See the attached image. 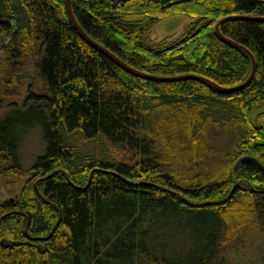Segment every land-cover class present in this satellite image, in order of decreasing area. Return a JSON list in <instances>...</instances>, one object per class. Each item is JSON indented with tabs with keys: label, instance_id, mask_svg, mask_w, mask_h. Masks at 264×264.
Here are the masks:
<instances>
[{
	"label": "trees",
	"instance_id": "trees-1",
	"mask_svg": "<svg viewBox=\"0 0 264 264\" xmlns=\"http://www.w3.org/2000/svg\"><path fill=\"white\" fill-rule=\"evenodd\" d=\"M86 33L130 66L221 86L245 82L251 60L218 39L231 15L264 17V0H72ZM141 20H127L128 16ZM195 21L183 39L146 45L161 21ZM257 71L221 93L187 80L136 77L74 28L66 0H0V79L20 105L0 116V182L28 179L0 204V264H241L264 255V22L231 20ZM34 87L36 89H34ZM3 101L0 100V108ZM45 143L29 169L21 148ZM240 182V183H239ZM234 255V256H233Z\"/></svg>",
	"mask_w": 264,
	"mask_h": 264
},
{
	"label": "rangeland",
	"instance_id": "rangeland-1",
	"mask_svg": "<svg viewBox=\"0 0 264 264\" xmlns=\"http://www.w3.org/2000/svg\"><path fill=\"white\" fill-rule=\"evenodd\" d=\"M142 16H128L127 20H141ZM195 19L186 15H176L174 17L161 21L153 30H150L145 37L144 43L146 45H152L153 43H161L166 41L168 44H172L176 41L183 39L190 33L191 25ZM36 76L35 65L32 64L29 67L27 77L23 81L22 86L19 88L7 86L4 79H0V100L3 101L0 108V116L4 115L14 105H20L25 100L31 82H38L39 80L33 77ZM34 89H36L34 87ZM264 112V103L260 105L253 113V119H255L260 113ZM45 143L41 138L39 130H33L28 137L24 145L21 148V160L25 169H29L36 158L44 154ZM28 176L18 183L13 184L11 181L8 183L0 182V204L5 200L15 198L21 194ZM240 183V182H239ZM234 256V255H233ZM241 264H264V255L260 254L256 247H250L246 249L242 254Z\"/></svg>",
	"mask_w": 264,
	"mask_h": 264
},
{
	"label": "water",
	"instance_id": "water-1",
	"mask_svg": "<svg viewBox=\"0 0 264 264\" xmlns=\"http://www.w3.org/2000/svg\"><path fill=\"white\" fill-rule=\"evenodd\" d=\"M66 10H67L68 17H69L71 23L73 24L74 28L79 32V34L89 44H91L96 49H98L103 54H105L109 59H111L116 65L121 67L123 70H125L126 72H128V73H130L136 77H139L141 79L154 81V82H160V83H174V82H181V81H187V80H194V81H198V82L207 84V85L211 86L212 88H214L215 90H217L221 93H235V92L242 91L246 87H248L256 75L257 62H256V58H255L254 54L246 46H244V45L238 43L237 41L225 36L221 31V26L224 23L231 21V20H252V21H258V22H264V17H249V16L231 15V16H227V17L221 19L217 23L215 33H216V36L218 37V39L220 41H222L223 43L231 46V47H234V48H237V49L244 51L249 56V58L251 60V73H250L248 79L239 85L232 86V87H224V86L219 85L218 83H216L215 81H213L209 78L199 76V75L187 74V75H179V76H171V77H162V76L151 75V74L145 73L143 71H140V70L130 66L129 64H127L123 60H121L118 56H116L114 53H112L109 49H107L105 46H103L102 44L95 41L93 38H91L86 33V31L79 24L75 14H74V11L72 8V0H66ZM246 162L254 163L255 165H257L260 169H262L264 171V166H262L256 159H254L252 157H244V158L240 159L238 161V163L236 164L235 169L238 170L240 165H242Z\"/></svg>",
	"mask_w": 264,
	"mask_h": 264
}]
</instances>
